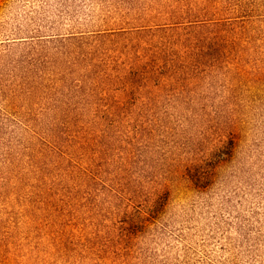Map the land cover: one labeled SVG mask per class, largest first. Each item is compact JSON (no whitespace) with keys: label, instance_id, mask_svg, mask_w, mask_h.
<instances>
[{"label":"rangeland","instance_id":"rangeland-1","mask_svg":"<svg viewBox=\"0 0 264 264\" xmlns=\"http://www.w3.org/2000/svg\"><path fill=\"white\" fill-rule=\"evenodd\" d=\"M0 264H264V0H0Z\"/></svg>","mask_w":264,"mask_h":264}]
</instances>
